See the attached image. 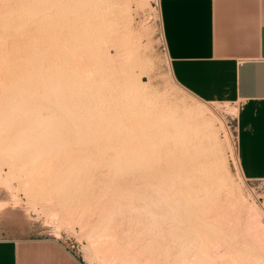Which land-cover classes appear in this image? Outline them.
I'll return each mask as SVG.
<instances>
[{"label":"rangeland","instance_id":"374dc122","mask_svg":"<svg viewBox=\"0 0 264 264\" xmlns=\"http://www.w3.org/2000/svg\"><path fill=\"white\" fill-rule=\"evenodd\" d=\"M159 5L160 0H0V11L5 7L0 12V235L57 239L75 264H102L87 239L94 227L113 225L115 234L118 224L116 231L125 240L117 233L115 239L123 244L147 239L154 246L168 245L169 238L160 236L159 226L148 219L145 200L152 183L176 188L172 196L178 201L172 207L177 210L168 213L184 228L194 225L188 215H207L209 204L220 198L221 206L226 203V194L216 191L220 183L242 197L246 208L255 204L264 212V181H247L237 155L238 104L207 105L176 83ZM86 68L96 79L87 81ZM182 146L191 152L182 153ZM175 154L182 160L175 157L169 170L167 160ZM138 181L143 185L134 186ZM205 184L211 185L210 193H202ZM192 187L198 190L197 204H190L196 201L189 195ZM107 189L120 194L108 190L106 195ZM103 194L118 214L109 227L96 222L100 214L88 208ZM198 223L200 236L207 226ZM236 225L227 233L240 236L226 233L227 243L231 237L250 257L260 255L245 238L243 224ZM228 257L218 264H227Z\"/></svg>","mask_w":264,"mask_h":264},{"label":"crops","instance_id":"0c3cea01","mask_svg":"<svg viewBox=\"0 0 264 264\" xmlns=\"http://www.w3.org/2000/svg\"><path fill=\"white\" fill-rule=\"evenodd\" d=\"M159 8L174 80L201 101L238 104L242 174L264 181V0H160ZM0 264L75 260L57 239L0 235Z\"/></svg>","mask_w":264,"mask_h":264},{"label":"bare ground","instance_id":"6f19581e","mask_svg":"<svg viewBox=\"0 0 264 264\" xmlns=\"http://www.w3.org/2000/svg\"><path fill=\"white\" fill-rule=\"evenodd\" d=\"M5 8V7H4ZM4 8H3V10L2 11H0L1 13L4 11ZM1 9H2V7H1ZM0 9V10H1ZM0 13V14H1ZM2 15V14H1ZM4 20V19H3ZM0 21H2V20H0ZM1 24V23H0ZM8 26V25H7ZM1 28V30H2V27H0ZM7 29H8V27H6ZM6 29V30H7ZM3 31H5L4 29H3ZM0 34H1V32H0ZM2 35V34H1ZM3 35H4V33H3ZM4 38H2V40H3ZM2 40H1V42H2ZM1 42H0V44H1ZM4 42H2V44H3ZM1 44V45H2ZM0 45V46H1ZM2 47V46H1ZM1 49V48H0ZM3 54V53H2ZM75 54V53H74ZM3 56V55H2ZM2 56H0V58L2 57ZM73 57H75L76 56V54H75V56L74 55H72ZM77 57V56H76ZM4 58V57H3ZM3 58H1V59H3ZM75 59V58H74ZM73 59V60H74ZM2 61V60H1ZM99 61V60H98ZM92 62H93V59H92ZM97 64H98V62H96ZM94 65H95V62L93 63ZM96 64V65H97ZM90 66V65H89ZM77 67V66H76ZM79 67V66H78ZM99 67V66H98ZM97 67V68H98ZM85 68V67H84ZM5 69V68H4ZM77 69V68H76ZM79 69H80V67H79ZM91 69V68H90ZM90 69H88V68H86L85 70L86 71H84V72H82V73H85L86 74V76L88 77L87 78V81L88 82H90V81H92V80H90V79H93V77L95 78V76H94V73L90 70ZM80 70H82V69H80ZM83 71V70H82ZM98 71V70H97ZM96 71V72H97ZM4 72V71H3ZM104 72V71H103ZM6 73H8V72H6ZM99 73V72H98ZM96 74V73H95ZM10 75H12V74H10ZM9 75V76H10ZM96 79V78H95ZM94 80V79H93ZM86 81V82H87ZM45 83V82H44ZM92 83V82H91ZM204 104V103H203ZM205 104H207L208 105V103L207 102H205ZM10 107V106H9ZM11 108L13 109L14 107H12V105H11ZM207 108V107H206ZM7 109H9V108H7ZM6 109V110H7ZM209 109V108H208ZM9 110H11V109H9ZM9 110H8V112H9ZM202 111V110H201ZM206 112V111H205ZM211 112V111H210ZM208 113V112H207ZM11 114V113H10ZM105 114V113H104ZM109 114V113H108ZM7 115V114H6ZM6 115L4 116V117H6ZM235 115H236V112H235ZM115 118V117H114ZM112 120V119H111ZM68 122H69V120H68ZM125 123V122H124ZM32 126V125H31ZM35 126V125H34ZM33 126V127H34ZM125 124H124V128H125ZM140 126V125H139ZM192 127V126H191ZM30 128V127H29ZM28 128V129H29ZM88 128H89V124H88ZM90 129V128H89ZM31 130H32V127H31ZM134 130V129H133ZM27 131V130H26ZM25 131V132H26ZM131 131V130H130ZM141 132V131H140ZM25 134V133H24ZM24 137H26V135L24 136ZM26 139H29V138H26ZM36 139V138H35ZM38 139V138H37ZM24 140V139H23ZM97 140V139H96ZM25 141V140H24ZM28 141V140H27ZM34 141H36V140H34ZM39 141V140H38ZM149 141V140H148ZM147 141V142H148ZM156 141V140H155ZM155 141H153L152 143H153V147H154V142ZM192 141V140H191ZM150 142V141H149ZM167 144V143H166ZM157 145V144H156ZM189 145V144H188ZM193 145V144H192ZM147 146H149V145H147ZM151 146V145H150ZM149 146V147H150ZM186 146V145H185ZM157 147V146H156ZM155 147V148H156ZM177 147V146H176ZM194 147V146H193ZM196 147V146H195ZM158 149H159V146L157 147ZM178 148V147H177ZM187 148V147H186ZM191 148V147H190ZM152 149V147H150V150ZM160 149H162V148H160ZM164 149V148H163ZM162 149V150H163ZM175 149V148H174ZM181 149H183V151H182V153L184 152V149H185V147L183 148V146H182V148ZM188 149V148H187ZM192 149V148H191ZM191 149H188L187 151H186V149H185V151L187 152V153H185V154H188V153H190L191 151ZM122 150V149H121ZM143 150V149H142ZM150 150H148V152L150 151ZM153 150V149H152ZM34 151H35V149H34ZM179 151H181V150H179ZM179 151H178V153L177 154H180V155H182V153L180 152L179 153ZM188 151H190V152H188ZM156 152V154H157V151H155ZM159 152H162L161 150L159 151ZM147 153V152H146ZM192 153H193V151H192ZM150 154V153H149ZM163 154H164V151H163ZM171 154H173V152L171 153ZM185 154H183V156L185 155ZM194 154V153H193ZM148 155V154H147ZM176 155V154H175ZM175 155H173L172 157H173V159H171V160H167L168 161V169L170 170L171 169V167H172V164L174 163L173 161H175V157H178V158H180L179 157V155L177 156H175ZM149 156V155H148ZM148 156H146V157H148ZM156 156V155H155ZM158 156V155H157ZM185 156H187V155H185ZM185 156H184V158L183 159H186L185 158ZM152 156H150V158H151ZM163 158H166V157H164V156H162ZM171 157V156H170ZM171 157V158H172ZM189 157V156H188ZM190 157H192L191 155H190ZM39 158V157H38ZM149 158V157H148ZM150 158H149V160H150ZM182 158V157H181ZM180 158V159H181ZM195 157H192V158H189L190 160L191 159H193V160H195L194 159ZM41 159V158H40ZM152 159V158H151ZM177 159V158H176ZM188 159V158H187ZM153 160V159H152ZM178 160V159H177ZM176 160V161H177ZM182 160V159H181ZM236 160V159H235ZM164 161H166V159L164 160ZM164 161H163V163H164ZM175 161V162H176ZM38 162H39V160H38ZM150 162V161H149ZM154 163H155V161H154ZM189 163V162H188ZM157 164V163H156ZM149 165H151L150 163H149ZM149 165H147V166H149ZM184 165H186V164H184ZM152 166V165H151ZM191 167H193L192 165H191ZM239 167V166H238ZM152 168H153V166H152ZM181 168V167H180ZM188 168H190V167H188ZM191 169H193V168H190V170ZM146 170H147V172H148V169L146 168ZM189 170V169H188ZM186 171V170H185ZM240 171V170H239ZM146 172V173H147ZM145 173V174H146ZM184 173V172H183ZM187 173V172H186ZM188 174V173H187ZM146 175H148V174H146ZM149 176H151L150 174H149ZM148 176V178H150ZM153 176H154V174H153ZM157 174H156V178H157ZM168 176H170L169 174H168ZM168 176H166V177H168ZM172 177H173V174L171 175ZM175 176V175H174ZM177 176H178V174H177ZM188 176V175H187ZM143 177V176H142ZM145 178H146V176H144ZM145 178H144V180L143 181H146L145 180ZM147 178V182H149L150 180ZM164 178H165V176H164ZM169 178V177H168ZM154 179V178H153ZM140 180V179H139ZM159 180V182H160V178L158 179ZM170 180V179H169ZM172 180V179H171ZM161 181H162V179H161ZM164 181V180H163ZM167 181V180H166ZM146 182V184H148ZM154 182V181H153ZM145 183V182H144ZM151 183H152V179H151ZM156 183V182H155ZM161 183V182H160ZM159 183V184H160ZM204 183V182H203ZM217 183V182H216ZM153 184L154 183H152L151 184V186H152V189H151V194L149 195V197H145L144 195V198H146V200L145 199H143V200H145L146 201V210H148V219H149V217L151 216L152 217V219H153V221H154V223L157 225V226H159L157 229H159V233H160V236H161V234L163 235V237H164V235H166V237H168L169 238V242L168 243H170V244H168V245H165V246H163L162 244H163V242H162V244H157V245H153V244H155L156 242H153V244H152V241H146L147 239V237L145 238L146 240H144V241H146V242H148V243H143L142 244V242H144V241H140L141 242V244L140 243H138L137 241H135V243H133L132 241V243L131 242H129L128 243V241H125L126 242V244H123V241L122 240H120V239H115V236L117 235V234H121L122 232H119V233H117L118 231H116L117 229H118V224H116L114 227V229H115V234H114V230H113V228H110V227H113V225L112 224H115V215L117 214V213H115V212H117L115 209H112V208H114L113 206H112V208H111V206L109 205V201H107L108 200V198H107V200H106V196L103 194L101 197V199H100V201L99 200H97V199H99L100 198V196L99 197H96V202L94 201V203L95 204H92V202H91V204H90V207H88L89 209H91L92 210V212L93 213H96V211L98 212V214H100V215H97V216H100L99 217V219H98V217H97V221L96 222H100V220H101V223L103 222V224L102 225H104V224H106V225H108V227H109V225H112V226H110L109 228H105V229H103V228H101L100 226V230H99V228L98 229H96V230H94L96 227H94V229L92 228V231L90 232L89 231V234H87L88 235V238L87 239H89L90 240V245L91 246H94V248H95V251H94V253H95V256H97V258L98 259H100V261H101V263L102 264H170V262L172 263V261H171V259L173 258V262H174V264L176 263V264H218V260L219 259H222L223 260V258H225V257H227V255H229V261H227V264H228V262H229V264H264V262L263 263H260V261H261V259L262 258H264V221H263V215H264V212L262 211V210H260V208L258 207V206H256L255 204L254 205H252L251 207H250V205L248 206L249 208H246L247 206L246 205H248V204H246L245 206H244V200H242V197H237V196H235L233 193H234V190L230 187V189H229V186L227 185H224L223 183H220L219 184V186L217 187V193L218 194H223V193H225L226 194V197H227V201H226V203L223 205L222 204V206H221V203H218V201H221L220 199L219 200H217V203L216 202H212V204L210 205L209 204V208L210 209H208L209 211V213L206 215L205 214V212L203 213L205 216H195V217H193V216H190V215H188V221L190 222V223H194V225H196V226H200V225H198L199 223V221H203L204 223H205V225L207 226V229L206 228H204L203 229V227L201 228V231L203 232V235H204V237H207L208 236V238H210L211 236H213L212 234L214 233L215 234V236H216V238H218V239H216V242H213V241H215V239H213L215 236H213V238H210V239H206V238H202L203 237V235H202V233H200V236H198L199 234H198V230L196 229V226H190V228L189 227H182V225H180V224H177V220H175V219H173V218H170V216H169V209H172V210H175L176 208H174V207H172V203L175 201V202H177L176 201V199H177V197H176V199H175V197H173L172 196V194L174 193V189H176V188H174V189H172V188H170L169 186V184L168 183H165V185H157L156 187L155 186H153ZM182 184V183H181ZM118 185V184H117ZM127 186L128 185H130V184H126ZM133 185V184H132ZM140 185H143V183H142V181H138V182H135V185L134 186H140ZM145 185V184H144ZM201 185H204V184H201ZM206 186H205V188L204 189H206L205 190V192H202V193H210L209 191H210V189H211V185H208V184H205ZM210 186V188H208V186ZM110 186V185H109ZM123 186V185H122ZM178 186V185H177ZM180 186V185H179ZM196 186H197V184H196ZM199 186H200V184H199ZM111 188H112V186H110ZM125 187V186H124ZM173 187V186H172ZM185 187V186H184ZM183 187V188H184ZM202 187V186H201ZM117 189V186H115V187H113L112 189ZM123 188V187H122ZM131 188V187H130ZM136 188V187H135ZM181 188H182V186H181ZM216 188V187H215ZM111 189V190H112ZM161 189V190H160ZM186 189V188H185ZM184 189V190H185ZM191 189V188H190ZM189 189V190H190ZM209 189V190H208ZM109 189H107V191H108ZM111 190H109L110 192H111ZM118 190H120V188L118 189ZM118 190H116V191H118ZM192 192H189V195L190 194H192V195H194L193 197H194V200H196L195 202H191L190 204H197L196 202L198 201V198L199 197H197V192H198V190H197V188H195V187H192ZM208 190V191H207ZM109 191L108 192H106V195L108 194L109 195ZM116 191H112V192H116ZM162 191H163V193H162ZM178 191H180L179 190V188H177V192ZM183 191V190H182ZM212 191H214V190H212ZM211 191V193H213ZM215 191V192H216ZM112 192H111V194H112ZM120 192V191H119ZM119 192H116V194H120ZM129 192V191H128ZM185 192H187V191H185ZM214 192V193H215ZM223 192V193H222ZM181 193H183V192H181ZM188 193V192H187ZM213 193V194H214ZM115 193L113 194V195H116ZM130 194H131V192H130ZM178 194V193H177ZM232 194V196L233 197H231L230 195ZM112 195V196H113ZM124 195V194H123ZM183 195V194H182ZM204 195H206V194H204ZM127 196V195H126ZM130 196V195H129ZM133 196V195H132ZM148 196V195H147ZM221 196V195H220ZM137 197V196H136ZM140 197H142V196H140ZM140 197H139V199H140ZM204 197V196H203ZM203 197H201V198H203ZM211 197V196H210ZM95 198V197H94ZM113 199H117V198H115V197H112ZM138 198V197H137ZM215 198H217V197H215ZM219 198V197H218ZM110 200H111V202H112V205H113V200L111 199V198H109ZM213 199H214V197H213ZM92 200H94V199H92ZM142 200V199H141ZM213 201V200H212ZM222 201H224V200H222ZM116 202V201H115ZM203 202V201H202ZM143 203H144V201H143ZM111 204V203H110ZM116 204V203H115ZM114 204V205H115ZM117 204H119L118 202H117ZM220 204V205H219ZM202 206L204 205V204H201ZM92 206V207H91ZM181 206V205H180ZM202 206H200V209H201V207ZM205 206H207L206 204H205ZM205 206H204V208H205ZM211 206V207H210ZM225 206V208H223ZM198 207V206H197ZM196 207V208H197ZM85 208V207H84ZM115 208H116V206H115ZM117 209V208H116ZM206 209V208H205ZM218 209H221L222 211L221 212H219L220 210H218ZM145 210V211H146ZM177 210V209H176ZM181 210V209H180ZM196 210H198V209H196ZM87 211V210H86ZM186 211V210H185ZM187 211H188V209H187ZM191 211V210H190ZM190 211H189V213H190ZM200 211V210H199ZM204 211V210H203ZM207 211V210H206ZM196 212V211H195ZM85 213V212H84ZM90 213L91 212H89V214H88V216L90 215ZM180 213V212H179ZM178 213V214H179ZM183 213V212H182ZM186 213V212H185ZM97 214V213H96ZM202 214V215H203ZM84 215V214H83ZM87 214H85V216H86ZM118 215V214H117ZM186 215H187V213H186ZM94 216V215H93ZM80 217V216H79ZM87 217V216H86ZM85 217V218H86ZM88 219V218H87ZM210 219H212V223H210L209 222V224H208V221L210 220ZM86 220V219H85ZM82 221V220H81ZM84 221V220H83ZM194 221V222H193ZM211 221V220H210ZM88 222V221H87ZM86 222V223H87ZM105 222V223H104ZM151 222V221H150ZM232 222H235V224H234V226L236 225V223H240V224H243V226H244V228H243V226H241L244 230H242V231H244L243 233L246 235V237L245 238H247V237H249V239L251 238V242L254 244V245H256L257 247H258V251L260 250L261 252H260V255H257V256H249L247 253H245V251H243V250H240V241H237V240H232V238L234 239H236V237L237 236H240L239 234L236 236V237H233L232 236V234L230 235L229 233H227L229 230V228H230V224H233ZM84 223V222H83ZM82 223V224H83ZM86 223H84L85 225H87ZM101 223H98V225L100 224L101 225ZM90 224V223H89ZM92 224V223H91ZM97 225V224H96ZM155 225V226H156ZM142 226V225H141ZM189 226V225H188ZM203 226V225H202ZM234 226H231V228L233 227L234 228ZM236 227H237V225H236ZM240 227V226H239ZM240 227V228H241ZM228 228V229H227ZM156 229V228H155ZM198 231H196V230ZM203 229V230H202ZM236 229H239L238 227L236 228ZM235 230V229H234ZM240 230V231H241ZM88 231V230H87ZM121 231V230H120ZM149 232H150V230H148ZM153 231H154V227H153ZM209 231V232H208ZM241 231V232H242ZM147 232V231H146ZM148 232V233H149ZM196 232H197V234H196ZM211 232H213V233H211ZM229 232H232L231 230L229 231ZM117 233V234H116ZM148 233H146V234H148ZM152 232H150V234H151ZM167 233V234H166ZM207 233H209V235H211L210 237H209V235H207ZM229 234V236H231V237H229V244L227 243V240H225L226 239V235L227 234ZM234 233V232H233ZM237 233H239V232H237ZM127 234V233H126ZM196 234V235H195ZM119 235H117L119 238H121L122 239V237H123V240H125L124 238V235H123V233H122V235L123 236H119ZM144 235H145V233H144ZM154 235V234H153ZM152 235V236H153ZM192 235H195L194 237H192ZM242 235V234H241ZM202 236V237H201ZM218 236V237H217ZM228 236V235H227ZM57 237H59V236H57ZM149 237V236H148ZM243 237V236H242ZM128 238V237H127ZM150 239H151V237H149ZM148 238V239H149ZM153 238V237H152ZM238 238V237H237ZM244 238V239H245ZM130 239V238H129ZM157 239V238H156ZM211 239H213V240H211ZM228 239V238H227ZM119 240H120V243H122L123 245H121V244H119L118 242H119ZM155 240V239H154ZM160 240H162L161 238H160ZM238 240H240V238L238 239ZM247 240H248V238H247ZM253 240V241H252ZM115 241H117V244L115 243ZM245 241V240H244ZM124 242V243H125ZM151 242V243H150ZM248 242V241H247ZM250 241H249V243H251ZM158 243V242H157ZM211 243V244H210ZM244 244H246L245 242H243ZM116 244V245H115ZM119 244V245H118ZM145 244V245H144ZM164 244H165V242H164ZM243 244V245H244ZM248 244V243H247ZM119 247H118V246ZM249 246V245H248ZM247 246V249L248 248H250V247H248ZM253 246V245H252ZM251 246V247H252ZM228 247H229V250H228ZM93 248V247H92ZM244 248V247H243ZM221 249H223L224 251H223V253H222V251H221ZM164 251L165 253H161V251ZM171 250V251H170ZM241 251H243L244 252V255L246 254V256H244V258L246 257H250V258H247V260H245L243 257H242V255H241ZM247 251H252L251 250V248H250V250L248 249ZM254 251V250H253ZM171 252V253H170ZM161 253V254H160ZM250 253V252H249ZM252 253V252H251ZM250 253V255H252ZM258 253V252H257ZM256 253V254H257ZM174 258H176V259H178V260H176V261H178V262H176L175 260H174ZM248 259H249V261H248ZM264 260V259H263ZM226 264V263H225Z\"/></svg>","mask_w":264,"mask_h":264},{"label":"built area","instance_id":"2783aa9c","mask_svg":"<svg viewBox=\"0 0 264 264\" xmlns=\"http://www.w3.org/2000/svg\"><path fill=\"white\" fill-rule=\"evenodd\" d=\"M237 150H238V137H237Z\"/></svg>","mask_w":264,"mask_h":264}]
</instances>
